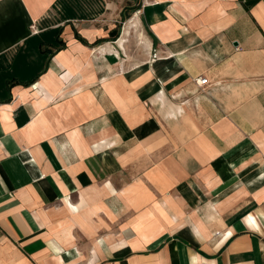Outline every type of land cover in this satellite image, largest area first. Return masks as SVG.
<instances>
[{"label":"crops","instance_id":"0c3cea01","mask_svg":"<svg viewBox=\"0 0 264 264\" xmlns=\"http://www.w3.org/2000/svg\"><path fill=\"white\" fill-rule=\"evenodd\" d=\"M0 264H264V0H0Z\"/></svg>","mask_w":264,"mask_h":264},{"label":"rangeland","instance_id":"374dc122","mask_svg":"<svg viewBox=\"0 0 264 264\" xmlns=\"http://www.w3.org/2000/svg\"><path fill=\"white\" fill-rule=\"evenodd\" d=\"M135 27L136 28L132 29V31H133V33H132L133 39H132L131 47H130V50H129L131 55L128 56V54H126L125 52L120 51L121 55H119L118 61L126 60L129 63H140V62H142L141 59L146 54L145 45H144V41L139 39V37L141 35V33L139 31V28H137V25ZM127 52H128V49H127ZM144 170H145L144 168H140V167L136 168V169H132L131 170V174L132 175H139V171H143L144 172ZM134 218H136V217L132 213L131 214V220H133Z\"/></svg>","mask_w":264,"mask_h":264},{"label":"built area","instance_id":"2783aa9c","mask_svg":"<svg viewBox=\"0 0 264 264\" xmlns=\"http://www.w3.org/2000/svg\"><path fill=\"white\" fill-rule=\"evenodd\" d=\"M32 30L33 31H36L35 29H34V26L32 27ZM157 55L155 54L154 55V58L156 57ZM195 83H196V85L198 86V88H200V89H202V88H205L206 86H208L210 83H209V81H208V79L207 78H204V77H199V78H197L196 80H195Z\"/></svg>","mask_w":264,"mask_h":264},{"label":"trees","instance_id":"16d2710c","mask_svg":"<svg viewBox=\"0 0 264 264\" xmlns=\"http://www.w3.org/2000/svg\"><path fill=\"white\" fill-rule=\"evenodd\" d=\"M115 36H116V34H115ZM116 38V37H115ZM83 43H87L85 40H83V39H81V38H79ZM114 40H116V39H114Z\"/></svg>","mask_w":264,"mask_h":264}]
</instances>
